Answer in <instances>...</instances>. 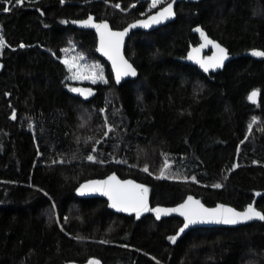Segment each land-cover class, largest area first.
I'll list each match as a JSON object with an SVG mask.
<instances>
[{
    "label": "trees",
    "instance_id": "1",
    "mask_svg": "<svg viewBox=\"0 0 264 264\" xmlns=\"http://www.w3.org/2000/svg\"><path fill=\"white\" fill-rule=\"evenodd\" d=\"M148 6L0 0V264H264V221L194 228L172 243L179 218L137 219L110 211L102 198L76 196L82 181L116 173L147 186L152 205L194 195L208 206L264 211V57L252 54L264 50V0L177 3L172 22L130 35L125 55L138 74L116 85L94 33L69 21L93 14L120 29ZM197 26L228 49L223 70L204 73L185 61L200 42ZM70 45L106 66L107 84L68 80L60 57ZM79 85L93 94L70 91ZM252 90L257 104L248 101ZM105 115L116 129L102 139Z\"/></svg>",
    "mask_w": 264,
    "mask_h": 264
},
{
    "label": "snow or ice",
    "instance_id": "2",
    "mask_svg": "<svg viewBox=\"0 0 264 264\" xmlns=\"http://www.w3.org/2000/svg\"><path fill=\"white\" fill-rule=\"evenodd\" d=\"M5 4L8 5L11 3V0H4ZM23 0H15L16 5H21ZM61 3H64V0H61ZM151 7L155 8L158 4L161 3V0H150ZM175 0L166 3V6L161 7L154 14H151L147 19L136 20L134 23L128 24L127 27H124L122 30H113L110 27L107 20H101L95 22L94 18L89 15L86 20L73 21L74 24H80L86 27H92L96 30L97 34L100 37V46L99 51L102 52L112 63V68L115 72V82L120 83L122 77L127 76H136V69L131 63L121 53V49L124 42V37L129 33L130 29L141 26L143 28H149L152 25L160 24L161 22L169 20V18L175 16L173 10V5ZM117 8L120 7L119 4L115 5ZM4 12L10 11V7L5 6L2 9ZM67 23V21H64ZM197 32H200L201 36L204 39V42L199 45L198 48H194L189 52L187 59L195 60L197 64L207 72L210 68L216 69L223 66L224 61L228 58V50L223 47L221 44L217 43L215 40L209 39L203 29L199 26L195 29ZM211 44L214 51L212 56L206 58H197V55L200 49ZM5 46V40L3 36H0V49ZM24 47V45H20ZM252 54L258 57H264V50H252ZM62 63L67 66L69 72L71 73V80H90L93 84L101 82L104 84L108 83V80L103 74L102 66L98 64H93L91 66L82 67L76 62V58L69 60L64 58ZM70 91L73 93H78L80 96L87 98L93 94V89L91 88H80V87H70ZM258 96V91L253 90L248 99L254 101ZM101 113H105L106 109H99ZM12 118L15 119V113H13ZM102 127H106L107 130L103 131L102 139L109 137L111 132H114L116 126L108 121L107 115L103 117ZM31 127V125H29ZM251 128V124L249 125ZM95 144H101V140L94 141ZM92 152L96 153L97 148L93 147ZM86 159L90 162L105 163L103 159H98V155L88 154ZM56 161H53L55 163ZM63 163V161H61ZM253 163H257L254 161ZM237 167L233 164L232 168ZM143 171L148 172L149 168L147 165L143 167ZM165 175L164 170H161L160 176ZM169 179L176 178L175 174L169 173ZM184 180L189 179L188 176H183ZM192 180H196L195 176L191 177ZM212 187L220 188L221 184H213ZM78 193H100L103 196L107 197L108 206L112 209H115L119 212L124 213H134L136 218L139 219L142 213L152 212L155 214V219L159 220L163 214L170 212H179L180 216L183 217V225L179 230L171 236H168L167 239L172 243H175L177 237L181 235L186 229L191 225L198 223H216V224H226V225H235L238 222H246L258 218L261 221H264V211L258 210L253 204L249 203L243 210H237L233 207H230L225 204H217L214 208H207L200 202L198 199H194L192 196H188L183 203L177 205L174 208H163L160 206L151 208L149 207L148 202V193L149 189L144 184L136 183L134 180H120L115 173L107 176L104 180H88L85 183L80 184L76 189ZM259 195V193H258ZM65 221L68 219L64 218ZM101 243H107V241H101ZM155 259V258H153ZM88 264H99L98 260L90 259Z\"/></svg>",
    "mask_w": 264,
    "mask_h": 264
},
{
    "label": "water",
    "instance_id": "3",
    "mask_svg": "<svg viewBox=\"0 0 264 264\" xmlns=\"http://www.w3.org/2000/svg\"><path fill=\"white\" fill-rule=\"evenodd\" d=\"M181 1H185V2H195V1H199V0H175V3H174V5H173V10H174V12H175V16H174V17H171V18H169V20L164 21V22H161L160 24L152 25V26H150L149 28H143V27H141V26H137L136 28L130 29V30H129V33L124 37V42H123V46H122V49H121V53H122V55L124 56V58L127 59V60L129 61V63H131V64L133 65V67L136 69L137 74H138V70H137V68L134 66V64H133V63H132V62L126 57V55H125V46H126V42H127L128 38H129L130 35H131L133 32H135V31H152V30L158 29V28H160V27H162V26H164V25H166V24L172 22V21L176 18V5H177V3L181 2ZM169 2H171V0H170ZM164 6H166V4H165ZM164 6H162V7H164ZM160 8H161V7H160ZM160 8H158V9H156V10H154V11H152V12H150V13L144 15V16H141L140 18H137V19H135L134 21H132V22H130V23H128V24L134 23L136 20L147 19V17H148L149 15L154 14V13H155L156 11H158ZM90 15L94 18L95 22H99V21H101V20L97 19L95 15H93V14H90ZM88 16H89V15H88ZM88 16L85 17V18H82V19H72V20L69 21V23L71 24L72 27H74V28H76V29H79V30H89V31H92V32L94 33V35H95V37H96V47H95V51H96L97 55H98L99 57H101L102 59H104V60L107 62V64L109 65L110 70H111V73H112L113 80H114V82H115V72H114V70H113V68H112V63H111V61H110V60H109V59H108V58H107L102 52H100V51L98 50V49H99V46H100V37H99V35L97 34L96 30H95L94 28H92V27H86V26H83V25H80V24H74V23H73V21L86 20V19L88 18ZM102 20H106V19H102ZM107 21H108V20H107ZM108 23H109L110 27H112L109 21H108ZM128 24H126L124 27H127ZM124 27H122V28H120V29H115V28H113V27H112V28H113V30H122ZM199 27H200V26H199ZM200 28H201V27H200ZM203 31H204V30H203ZM204 33H205V35H206L209 39L215 40L217 43L221 44L218 40H216V39L210 37L205 31H204ZM203 42H204V39H203V37H202L201 34H200V42H199L197 45H195V46H193V47H191V48L189 49V51H188V53H187V55H186L185 61H186L189 65H192V66L197 67L199 70L203 71L204 73H210V72H212V73H217V72L223 70L225 64H226V63L228 62V60H229V56H230L229 51H228V58L224 61V64H223L222 67H220V68H216V69H211V68H210L207 72H205V71L199 66V64H197V63L195 62V60H189V59H187L189 52H191L194 48H198L199 45H200L201 43H203ZM221 45H222L223 47H225L223 44H221ZM225 48H226V47H225ZM226 49H227V48H226ZM227 50H228V49H227ZM213 51H214V49H213L212 45L209 44V45H207L206 47L200 49V51H199V53H198V55H197V58H206V57H210V56H212ZM3 66H4L3 63L0 61V71L3 69ZM136 77H137V75L134 76V77H133V76L122 77V79H121V81H120L119 84H121L122 82H124V81H126V80H133V79H135ZM115 84H116V85H119V84H117L116 82H115ZM77 87H80V88H90V87H87V86H77ZM252 91H253V90H252ZM252 91H251V92H252ZM257 91H258V90H257ZM251 92H250V93H251ZM72 93H73V92H72ZM250 93H249V94H250ZM74 94L80 96L78 93H74ZM248 96H249V95H248ZM80 97L83 98V99H87L89 96H88L87 98H85L84 96H80ZM259 98H260V92L258 91V96H257V98H255L254 101L249 100V99H248V101H249L250 103H252V104H257V103L259 102ZM111 174H112V173H110V174H108V175H106V176H104V177H101V178H90V179H87V180H85V181H82L80 184L85 183V182L88 181V180H104V179L107 178V176H109V175H111ZM115 174H116V173H115ZM116 176H117L120 180H134L136 183L143 184V183H141V182H139V181H137V180H135V179H133V178H121L118 174H116ZM80 184L76 187V189L80 186ZM75 193H76V196L79 197V198H88V197H98V198H102V199H104V200L106 201V203H107L106 206H107V208H108L110 211H112V212H114V213H118V214L126 215V216H135L134 213H124V212H119V211H117V210H115V209H112L111 207L108 206V200H107V197H106V196H103V195L100 194V193H85V194H81V193H78L76 190H75ZM190 196H192L194 199H198V200H200L199 198L195 197L194 195H190ZM187 197H188V196H186L181 202H179V203H177V204H174V205H159V204L152 205L151 202H150V199H149V193H148V202H149V207H151V208H154V207H157V206H160V207H163V208H174V207H176L177 205L183 203L184 200L187 199ZM200 202H201L202 204H204V206L207 207V208H214L217 204H225V205H228V206H230V207H233V206H231L230 204H227V203H217V204H215V205H213V206H208V205H206L205 203H203V201L200 200ZM253 206L255 207V205H253ZM233 208H235V207H233ZM256 208H257V207H256ZM235 209H237V208H235ZM243 209H244V208H243ZM243 209H237V210H243ZM257 209H258V208H257ZM258 210H260V209H258ZM147 215H150V216H152V217L155 219V214L152 213V212L142 213V215H141L140 218H142V217H144V216H147ZM135 217H136V216H135ZM170 217H176V218H179V219L182 221V222H181V225H180V226L178 227V229H177V231H178L179 228L182 227V225H183V217L180 216L179 212H170V213H167V214H163L159 220H161V219H165V218H170ZM140 218H139V219H140ZM155 220H156V219H155ZM159 220H157V221H159ZM250 222H261V220H259L258 218H254L253 220H250V221H246V222H238V223L235 224V225L216 224V223H198V224H195V225H191L188 229H186L183 233H181V235L177 237V240H178L179 237H182V236L185 235L189 230L194 229V228H203V227H227V228H231V227H236V226L245 225V224H248V223H250ZM177 240H176V241H177ZM63 264H88V261H87V262H83V263H79V262H76V261H67V262H65V263H63Z\"/></svg>",
    "mask_w": 264,
    "mask_h": 264
},
{
    "label": "rangeland",
    "instance_id": "4",
    "mask_svg": "<svg viewBox=\"0 0 264 264\" xmlns=\"http://www.w3.org/2000/svg\"><path fill=\"white\" fill-rule=\"evenodd\" d=\"M168 2H169V0H161V3L158 4L155 8H153V7H151V3H150V0H149V6H148L146 11L147 12H152V11L164 6ZM0 36H1V34H0ZM2 50H3V48L0 49V57H1V54H2ZM64 58H67L70 61L73 60V58H76V62L79 65H81L82 67H85V68H86V66H91L93 64H98V65L102 66L103 74H104L105 78L108 80L106 66L100 60L99 61L98 60L89 61L83 54H81L76 49L75 45H70L67 48H65L64 50H62V56L60 57V61H62ZM70 75H71V73L69 72L68 80L71 81V82L78 83V84H81V83H91V84H93L90 80H71L69 78ZM97 83H101V82H97Z\"/></svg>",
    "mask_w": 264,
    "mask_h": 264
}]
</instances>
